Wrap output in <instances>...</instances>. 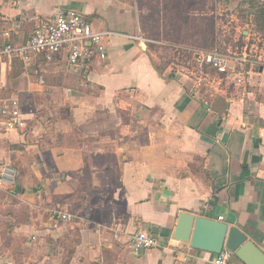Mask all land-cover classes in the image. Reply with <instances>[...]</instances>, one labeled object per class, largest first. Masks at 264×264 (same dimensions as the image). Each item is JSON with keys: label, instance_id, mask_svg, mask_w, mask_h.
<instances>
[{"label": "crops", "instance_id": "obj_1", "mask_svg": "<svg viewBox=\"0 0 264 264\" xmlns=\"http://www.w3.org/2000/svg\"><path fill=\"white\" fill-rule=\"evenodd\" d=\"M132 1L0 0V48L57 10L118 33L104 38V59L81 67L0 56V94L19 99L27 122L8 130L0 118V163L17 172L0 192L10 242L0 264H210L215 254L165 239L181 210L222 216L264 250V55L241 82L194 55L166 63L119 35L140 31ZM55 207L72 219L52 227ZM146 224L159 246L135 254L129 238Z\"/></svg>", "mask_w": 264, "mask_h": 264}, {"label": "built area", "instance_id": "obj_2", "mask_svg": "<svg viewBox=\"0 0 264 264\" xmlns=\"http://www.w3.org/2000/svg\"><path fill=\"white\" fill-rule=\"evenodd\" d=\"M118 35L112 31H96L82 14L75 11L57 10L47 22L39 23L32 31L28 40L22 44L8 43L0 48V56L18 57L28 64L33 56L41 55L47 62L63 59L73 67H81L91 63L95 58L104 59L106 49L104 38ZM126 39L142 45L151 43L163 44L160 41L144 37L140 31L136 33L119 34ZM167 45V44H164ZM246 49V46H245ZM199 63L206 64L218 73L235 74L237 82H241L245 75V67L261 64V57L249 54L246 50L237 53L231 49L226 51H193ZM242 77V78H241ZM0 118L8 130L24 131L26 117L22 111L19 99L4 98L0 94ZM16 169L11 163H0V190L10 189L15 185ZM71 213L58 207L49 211L50 225L56 227L60 221H70ZM217 220H223L219 216ZM115 236H118L116 233ZM130 246L135 254L159 246L156 234L146 229L134 232L129 238ZM232 252L223 247L215 254L210 264H233L229 261Z\"/></svg>", "mask_w": 264, "mask_h": 264}, {"label": "rangeland", "instance_id": "obj_3", "mask_svg": "<svg viewBox=\"0 0 264 264\" xmlns=\"http://www.w3.org/2000/svg\"><path fill=\"white\" fill-rule=\"evenodd\" d=\"M248 1L133 0L132 3L138 10L141 34L167 44L170 51H166L164 59L176 60L174 58L179 57L181 51L189 50L187 48L193 49L191 52H207L215 50L214 48L218 46V49L222 50L230 47L237 53L246 50L249 54L261 53L263 56L264 22L262 19L256 22L255 18L256 6L264 3V0H253V4H249ZM243 31L246 32L245 36L242 35ZM246 35H249L248 38ZM165 37L169 38L167 40L169 42H163L166 40ZM206 71L215 76L214 71L208 68ZM231 79H224L221 84H229ZM201 91L210 94L205 87H201ZM5 231V226L0 225V253L6 251L10 244Z\"/></svg>", "mask_w": 264, "mask_h": 264}, {"label": "water", "instance_id": "obj_4", "mask_svg": "<svg viewBox=\"0 0 264 264\" xmlns=\"http://www.w3.org/2000/svg\"><path fill=\"white\" fill-rule=\"evenodd\" d=\"M145 228L153 234H159V228L146 224ZM167 239L188 243L191 248L208 251L213 254L221 252L223 247L229 249L242 264H264V250L258 246L237 224L196 215L181 210L173 227L167 230Z\"/></svg>", "mask_w": 264, "mask_h": 264}, {"label": "trees", "instance_id": "obj_5", "mask_svg": "<svg viewBox=\"0 0 264 264\" xmlns=\"http://www.w3.org/2000/svg\"><path fill=\"white\" fill-rule=\"evenodd\" d=\"M249 4H253V0H249L248 1ZM257 8V14H256V18L255 21L258 22L259 19H262V21L264 22V3H261L259 6H256ZM242 35L243 32H242ZM160 41V40H158ZM162 41V40H161ZM163 42H169L167 40H164ZM147 47L152 48L157 50L158 52H160V57L164 59L165 55H166V51H170L168 45H153V44H147ZM219 47V46H218ZM218 47L214 48L220 51H225L226 49L222 50V49H218ZM232 49V48H231ZM179 57H175L174 59L176 60H171L170 58L165 59L166 63H171L172 61H175L174 64H182V65H187V62L189 61H193L195 63V59L193 58V54L192 52L188 51V50H183L181 51L180 55H178ZM170 60V61H169ZM221 76L225 77L223 73H220Z\"/></svg>", "mask_w": 264, "mask_h": 264}]
</instances>
